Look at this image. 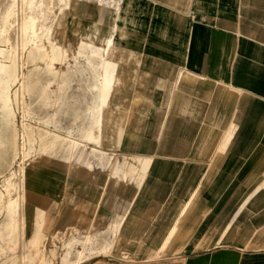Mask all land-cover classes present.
I'll return each mask as SVG.
<instances>
[{
	"label": "crops",
	"instance_id": "1",
	"mask_svg": "<svg viewBox=\"0 0 264 264\" xmlns=\"http://www.w3.org/2000/svg\"><path fill=\"white\" fill-rule=\"evenodd\" d=\"M71 2L66 11L71 40L74 32L97 33V0ZM113 19L123 24V57L119 60L124 106L133 95L138 96L115 149L122 145L120 153L135 157L138 164L147 161V165L142 176L129 177H142L139 187L129 181L109 193L113 199L100 205L91 230L101 231L115 217L117 192L124 205L129 202L130 211L137 212L135 217L145 215L143 231L137 224L127 227L125 239L130 244L136 236L155 247L178 211L207 212L201 222L195 219L196 213L189 214L185 222L186 214L182 219V225L194 232L182 248H189L188 254H179L182 249L172 242V254L150 250L139 254L140 260L157 257L165 260L158 264H244L243 258L239 263L240 254L196 250L194 243L213 219L222 217L220 226L228 221L245 191L264 177V0H118V8L105 16L108 25ZM219 143L221 151L216 150ZM101 173L98 165L92 170L51 167L46 171L50 182L61 186L68 196L83 181L101 180ZM242 182L248 186L236 195ZM79 192L78 199L87 204L84 208L65 204L57 212L51 200L57 218L52 229L72 227L80 233L88 228L90 217H95L90 207L93 192ZM193 192L194 201L184 208ZM228 197L235 200L229 202ZM223 212L227 213L222 216ZM252 223L259 227L252 244L260 246L264 244L259 235L264 212L254 214ZM125 226L128 222L122 229ZM234 238L242 242V238ZM219 239L220 229L209 246L227 244L226 238ZM218 240L221 243H215ZM230 246L234 251L243 250ZM262 259L247 264H262Z\"/></svg>",
	"mask_w": 264,
	"mask_h": 264
},
{
	"label": "bare ground",
	"instance_id": "2",
	"mask_svg": "<svg viewBox=\"0 0 264 264\" xmlns=\"http://www.w3.org/2000/svg\"><path fill=\"white\" fill-rule=\"evenodd\" d=\"M51 1L63 3L54 16L58 19L73 0H0V264H50L58 258L63 264H80L89 257L88 246L96 243L97 238L100 252L115 250L123 225L136 215L129 206L118 211L121 197L116 192L113 200L116 215L105 230L108 236H101L100 230H91L94 219L104 200L113 199L109 193L133 174L142 176L147 165V161L138 164L135 157L115 149L123 137L133 104L138 101V96L133 95L126 107L123 103L124 88L120 83L123 66L119 60L123 24L117 19L109 25L105 22L109 10L118 8V0H97L99 31L84 35L74 32L70 53L63 42L65 26L56 27L61 37L54 38V25L46 22L53 9ZM8 25L13 26V33H8ZM55 60L65 66L56 67ZM222 149L219 143L216 150ZM55 158H63L68 170L79 167L92 170L94 160L106 171L103 181L91 192L94 202L90 207L95 217H90L87 229L63 242L60 254L55 244L53 248L47 244L63 230L43 228L44 206L40 203L52 200L57 212L65 204L72 209L84 208L87 204L76 193L90 186L83 181L80 189L68 196L61 186L52 184L46 171L54 167L51 161ZM141 178L135 179L138 187ZM247 186L245 182L234 192L240 195ZM262 188L264 177L245 191L237 209L222 226V217L208 223V228L196 238L194 249L208 247L218 229L219 240L226 238L229 245L245 248L252 244L259 227L250 234L248 244L227 236L237 213ZM31 193L42 200L32 201ZM194 198L193 192L183 207ZM185 214L186 210L178 211L161 242L148 250L158 254L172 242L182 249L194 234L182 225ZM138 218L137 227L143 231L145 215ZM219 240L215 243H221ZM40 243L42 246L38 247ZM76 243L81 244L80 248H75ZM35 247L38 248L33 251L31 248Z\"/></svg>",
	"mask_w": 264,
	"mask_h": 264
},
{
	"label": "rangeland",
	"instance_id": "3",
	"mask_svg": "<svg viewBox=\"0 0 264 264\" xmlns=\"http://www.w3.org/2000/svg\"><path fill=\"white\" fill-rule=\"evenodd\" d=\"M61 4H63V3L62 2L58 3V1H55V2L51 1L50 2V5L53 6V9L51 12H49L50 18L49 17L46 18V22L52 23V25H54V27H52V31L54 34V35L52 34V36L54 38L61 37V32L58 31L56 29V27H59L61 29L62 26H65L66 35L64 37L63 42H64L66 49H68V51L70 53L69 46H70V42H72V40H71L72 38H71V35L67 32V30H68L67 29L68 25H66L67 24L66 17L68 15L66 13L67 9L64 11L65 14L62 15V17H60L58 19H56V17H54L59 12L60 7L62 6ZM72 5H73V3L71 2L70 7ZM69 8H68V10H69ZM105 22L107 23V20H105ZM106 23H105V26H106ZM69 26H70V24H69ZM13 30H14L13 26L8 25V33L9 32L13 33ZM122 55L120 56L121 59L123 57ZM53 65H55L56 67H62L63 68L65 66V63H61L59 60H55ZM117 149L119 151H122L123 146L121 145ZM55 160H57V161L60 160L59 163L54 164L55 169L59 168L62 170H66L67 164H66V162H64L63 158H62V160L55 158ZM93 164H94V166L98 165L97 162L94 160H93ZM72 168H74V167H72ZM79 168H81V167H79ZM74 169H77V168H74ZM99 169L102 172L101 176H104L106 174L105 169L102 166H99ZM102 181H103V179L98 180V181L95 180L94 183H91L88 181V185L90 186V188L85 189L82 192H84V193H87L90 191L92 192L94 190V187L97 189L98 183L102 182ZM129 181L137 183V180H135V179H129L125 182L129 183ZM122 184H120L119 186L121 187ZM30 196L33 199L32 201H35L36 203L39 202L40 200H42V197H39L37 194L31 193ZM251 200L248 202V204L245 205V207H243V209L239 213H237V216L235 217V220H234V224L230 230L229 235L227 236L228 238H230V239H232L233 237L242 238L243 243L248 244V238L250 237V234L252 233V231L255 228H257V226H254L252 223V217L254 214L258 215V214H261L264 212V189L263 188L260 189L257 192V194L254 196V200L253 201H251ZM40 204H43L42 206H44L43 228L46 230H47V228L52 229L53 225L57 219L54 217V214L52 212V210H53L52 204L53 203L51 202V200H48L45 202L42 201ZM128 206H129V202L127 205H124V200H122L121 198L117 203V209L119 212H121L124 208H126ZM121 208H122V210H121ZM132 212L135 213V211H132ZM191 213L192 214L196 213L195 219L197 221L201 222L203 219H205L207 212L204 215H202L203 212H187L186 217H184L185 219H183L184 222L187 221V218H188L187 216L189 214L191 215ZM223 213L226 214L227 212H223ZM114 215H116V211H115ZM201 215L204 217H202ZM138 219H139L138 217H132L129 219L130 221L129 220L127 221L128 226H125L122 229L120 241L116 244L115 250L107 251V252H100L98 249V246H99L98 241H100V239L97 238L98 241L96 243H92L91 245L88 246L89 248L91 247L90 253L87 254L89 257H87V259L80 264H85V263L86 264H94L97 260H99V261L96 263H101V264H158V263L165 262V260L163 258H157V257L149 258L148 261H146V262H145V260H140V258H138L140 256L139 254H147V252H150V250L147 251V247L149 245H151V242H145L144 240L141 241L139 239L137 240L136 236H135V243L130 244L125 239V231H126L127 227H129L131 225L132 226L136 225L137 224L136 222H138ZM109 222H110V220L107 222L106 227L101 228V234H100L101 236H105V237L108 236L107 233H105V230L108 228ZM95 223H96V217L94 219L92 227L95 225ZM78 233L79 232L72 227L65 229V230H63L62 233L61 232L58 233V234H60L58 237L53 238L54 242L49 241L47 246L53 248L56 245L57 246L56 250H57L58 254H60L63 251L62 249H64L63 242L67 241L68 239L72 238L73 235H77ZM259 235L261 238L264 237V227L263 226H261V228H260ZM100 238H103V237H100ZM234 239H236V238H234ZM41 246H42V244L40 243V245L38 247H41ZM80 246H81L80 243L75 244V248H80ZM215 246L217 249L215 248ZM38 247L31 248V249H33V251H36ZM142 247H144V249ZM206 248H208V251H211L212 253H214L213 251H215V250L221 249V250L226 251L227 254H240L239 263H241V258H243L244 264H247L248 261H250L252 258L253 259L251 261H254L255 259H258V260L262 259L261 257L264 258V251H258L259 248H264V244H260V246L258 245V243H256L255 245L249 244L247 247L243 248V250L241 249V250H237V251H234L235 247H231L230 245H228V243L227 244L222 243V244L210 245ZM206 248H204V249H206ZM172 250H173V248L170 245V246L166 247V249L164 251H161L160 254H172V253H170ZM188 250H189V248H188ZM188 250L182 249L179 254H188ZM15 251H17V249ZM211 252H209V253H211ZM205 253L202 252L201 254H205ZM135 254H138V255H135ZM95 256H98V257L95 258ZM58 257H59V255H58ZM93 257H94V259H93ZM58 259L54 260V262H52L50 264H63ZM67 264H70V263H67ZM262 264H264V259H262Z\"/></svg>",
	"mask_w": 264,
	"mask_h": 264
}]
</instances>
